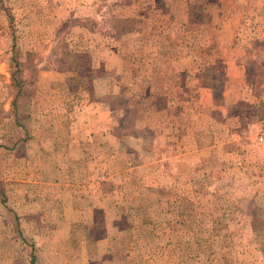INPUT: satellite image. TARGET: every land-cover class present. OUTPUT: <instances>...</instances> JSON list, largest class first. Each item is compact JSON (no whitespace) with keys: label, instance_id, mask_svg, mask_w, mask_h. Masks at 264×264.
Wrapping results in <instances>:
<instances>
[{"label":"rangeland","instance_id":"obj_1","mask_svg":"<svg viewBox=\"0 0 264 264\" xmlns=\"http://www.w3.org/2000/svg\"><path fill=\"white\" fill-rule=\"evenodd\" d=\"M261 136L264 0H0V264H264Z\"/></svg>","mask_w":264,"mask_h":264},{"label":"crops","instance_id":"obj_2","mask_svg":"<svg viewBox=\"0 0 264 264\" xmlns=\"http://www.w3.org/2000/svg\"><path fill=\"white\" fill-rule=\"evenodd\" d=\"M170 47L169 46H167V47H162L161 49H162V52L164 53V54H167V52L166 51H169V50H167V49H169ZM112 53H115L114 51H112ZM111 53V54H112ZM169 53V52H168ZM112 57V59H114V55H112L111 56ZM108 59V58H107ZM165 61H164V63L167 65V64H170V56L169 55H166L165 56ZM105 66H106V70H108V71H111V73L113 74L114 72H115V75H117V79H119V75H118V73H120L118 70L119 69H122V66H116V64L114 63V60H112V65L110 64V62L109 61H107V63H105L104 64ZM123 69H122V73L124 74V75H126L127 74V72H131V70H132V68H129V67H125V64H124V61H123ZM127 65V64H126ZM133 64H131V66H132ZM167 72H166V69H165V74H166ZM115 77L116 76H114L113 78L115 79ZM127 77V76H126ZM147 78H149V77H147ZM169 80V77H165L164 79H163V77L160 79V83L162 82V81H164L165 83L167 82ZM119 82V81H118ZM127 83L128 82H126V79L125 78H123V85H127ZM153 84H158L159 82H157V81H155V82H152ZM112 84H114V86H115V83L113 82ZM114 88H111V90H108V93H110V94H108V95H115V91L113 90ZM110 91V92H109ZM152 92V91H151ZM151 92H150V94H151ZM160 95H162V94H160ZM114 97V96H113ZM108 102V101H107ZM95 105H99L98 103H94ZM103 106V108L106 110V116H111L113 113H114V111H115V107L114 106H108L109 105V103L107 104H105L104 102H102L101 103ZM100 106V105H99ZM163 109V108H162ZM95 115V114H94ZM103 129V128H102ZM109 129H110V131H109ZM104 130L106 131V133L107 134H109V133H111V134H113V130H114V128H112V127H109V125H107V127L106 128H104ZM90 131H93V132H98V130H92V129H90ZM95 132V133H96ZM107 144V149L108 148H110V152H111V156H110V158L112 159V157H114V148H113V146H111V144H110V142H106ZM114 144V143H113ZM109 150V149H108ZM199 150H202L201 149V147L199 146ZM173 158H175L174 157V155H171V159H173ZM177 158V157H176ZM175 158V159H176ZM108 160V159H107ZM160 163H163V159H160ZM108 180L110 179V177L109 178H107ZM110 181V180H109Z\"/></svg>","mask_w":264,"mask_h":264},{"label":"built area","instance_id":"obj_3","mask_svg":"<svg viewBox=\"0 0 264 264\" xmlns=\"http://www.w3.org/2000/svg\"><path fill=\"white\" fill-rule=\"evenodd\" d=\"M260 140H261V141H262V140H264V137H263V136H261V137H260Z\"/></svg>","mask_w":264,"mask_h":264}]
</instances>
